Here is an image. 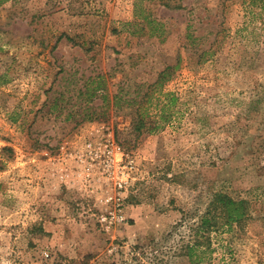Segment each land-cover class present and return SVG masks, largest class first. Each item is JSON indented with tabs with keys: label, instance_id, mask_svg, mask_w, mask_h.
I'll list each match as a JSON object with an SVG mask.
<instances>
[{
	"label": "rangeland",
	"instance_id": "obj_1",
	"mask_svg": "<svg viewBox=\"0 0 264 264\" xmlns=\"http://www.w3.org/2000/svg\"><path fill=\"white\" fill-rule=\"evenodd\" d=\"M215 191L264 217V0H0V264H196ZM211 247L264 264V220Z\"/></svg>",
	"mask_w": 264,
	"mask_h": 264
},
{
	"label": "trees",
	"instance_id": "obj_2",
	"mask_svg": "<svg viewBox=\"0 0 264 264\" xmlns=\"http://www.w3.org/2000/svg\"><path fill=\"white\" fill-rule=\"evenodd\" d=\"M164 5L171 6L166 3V1ZM127 23L134 24L133 21ZM167 71L168 66L159 73L156 83L161 82L160 79L167 76ZM147 94L146 91L140 99H138V94L128 99L129 106L137 105L135 108L137 113L134 119V129L138 132L146 126V128L151 131L159 126V123L155 121L153 123V120L148 121L145 117V113H147V103L149 102V97H146ZM167 118V112L165 116L163 113L160 114V119L166 120ZM259 220H264V217L253 215L249 207V202L246 199H235L223 191H215L211 194L204 211L200 213L198 219L193 222V227L191 228L193 239L183 246V254L187 256L191 263L198 264L204 261L212 251L211 239L213 232L244 230L249 223ZM135 249L141 251L142 247L137 244L135 245ZM141 253L145 254V251H141ZM54 264L95 263H88L87 257H85L83 260L65 259L62 262H55ZM125 264H129V262Z\"/></svg>",
	"mask_w": 264,
	"mask_h": 264
}]
</instances>
